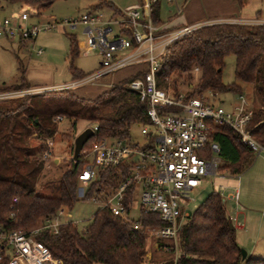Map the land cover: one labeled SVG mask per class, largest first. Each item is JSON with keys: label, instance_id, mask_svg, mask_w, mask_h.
<instances>
[{"label": "trees", "instance_id": "obj_1", "mask_svg": "<svg viewBox=\"0 0 264 264\" xmlns=\"http://www.w3.org/2000/svg\"><path fill=\"white\" fill-rule=\"evenodd\" d=\"M1 1L17 4L23 13L33 17L48 9L56 0ZM235 1L239 6L243 3V0ZM103 6L110 8L113 16H122V12L107 0H99L93 9L99 10ZM150 19L153 26L160 25L159 0L150 7ZM124 32L130 37L129 31ZM68 40L69 72L72 82H75L88 75L73 67V60L79 52L76 40L71 36ZM229 55L235 59V82L225 86L221 83V73L224 59ZM136 65L140 67L139 72L119 82L118 86L106 89L93 100L77 97L73 93L75 88L0 99V226L6 231H30L40 227L44 220H54L61 208L70 211L79 199L97 198L101 202L111 197L129 176L127 167L99 169L95 178L88 183L83 197H80L78 176L84 170L85 162L79 158L78 162H71L62 173L56 195H37L34 187L41 167H29L34 151L24 149L23 145L33 136L35 139L40 138L42 144L37 152H43L45 141L57 133L55 120L65 118L70 123L71 132L76 131L79 121L97 127L95 135L85 144V151L93 142L103 138L129 141L132 147H140L141 143L130 136V130L136 125L149 126L146 115L148 107L139 101L135 93L124 88L127 82L141 78L146 72L144 63ZM196 68L198 72L193 73ZM195 76L197 83L192 85ZM166 78L171 82L174 96L182 90L184 82H188L187 90L190 85L192 88L185 93L186 98L197 97L208 91L238 95L243 93L241 85H250L259 108L254 110L252 104L253 116L249 129L251 135L264 145V24L219 23L200 27L179 38L159 57L156 70L159 88L167 86ZM30 88L22 77L19 84L4 90L15 92ZM34 98L52 102L56 107L54 112L43 114L33 111L34 104L31 102ZM24 110L31 111L25 118V124L24 117L20 118ZM211 140L219 146L218 172L241 174L249 164L252 152L242 146L233 132L224 126L214 127ZM140 148L150 149V146ZM22 155L23 166L19 164ZM132 195L133 189L130 188L125 193V206L131 204ZM62 221L56 233L45 229L34 237L61 264H264V258L242 259L241 248L236 242V228L225 211V200L215 191L204 199L192 215L181 221L175 248L159 243L156 252L172 254L170 260L165 262L156 260L155 253H150V259H147L145 228L165 226L156 213L139 212L137 220L124 221L101 206L82 231L69 220L62 218ZM135 223L141 229L135 230ZM0 264H7V258H2Z\"/></svg>", "mask_w": 264, "mask_h": 264}, {"label": "built area", "instance_id": "obj_2", "mask_svg": "<svg viewBox=\"0 0 264 264\" xmlns=\"http://www.w3.org/2000/svg\"><path fill=\"white\" fill-rule=\"evenodd\" d=\"M156 1L142 0L139 4L129 6L121 11L122 16L118 19L104 20L103 15L95 11L82 15L78 20L57 22L51 19L40 26H26L30 16L22 12L19 16L0 20V38L25 42L35 40L42 31L60 26L70 29H75L78 25L84 27L87 36L85 52L99 51V69L81 80L60 87L61 89H73L96 82L102 76L127 66L141 63L146 65L143 76L127 82L124 88L135 93L139 101L146 103L148 107L146 115L150 121L149 126L137 127L142 137L140 147L149 145L150 149L132 147L131 142L116 139L103 138L93 142L80 155L85 167L78 176L83 185L79 196L83 197L84 187L95 178L97 170L127 167L129 176L111 197L100 202L101 206L108 208L112 215L129 221L131 204L125 206V193L130 188L133 189V194L139 189V212L156 213L165 223L162 228L146 227L145 231L152 232L158 243L163 242L166 246L175 248L181 221L189 217L187 212L180 209L179 202L187 199L202 184L204 178L219 175V146L211 140L214 127L229 128L241 145L256 156L264 155V145L251 135L249 124L253 107L243 95H237L236 102L227 110L223 108L224 102H217L216 92L208 91L197 97L186 98L187 92L181 90L174 96L168 78L165 79V88L157 86L156 70L163 51L174 41L198 28L219 23L206 22L174 31L161 30L153 26L150 19V7ZM114 26L118 27V34L121 36L114 34ZM124 31H129L130 37ZM41 52L39 49L38 54ZM197 72V68L193 70V73ZM114 87V84L109 86ZM61 120L62 118L57 119L58 122ZM91 129L95 135L97 127L93 126ZM52 147V139H47L41 156L43 161L48 159ZM91 200L99 202L97 198ZM227 200L233 202L236 210H240L237 188L233 189ZM62 211H65V218L62 217ZM70 217L67 209L61 208L54 220L46 219L40 227L30 231L8 232L0 226V260L6 257L7 264H61L34 237L45 229L56 233L63 222L62 218L67 220ZM133 228L141 229L137 223Z\"/></svg>", "mask_w": 264, "mask_h": 264}, {"label": "rangeland", "instance_id": "obj_3", "mask_svg": "<svg viewBox=\"0 0 264 264\" xmlns=\"http://www.w3.org/2000/svg\"><path fill=\"white\" fill-rule=\"evenodd\" d=\"M116 7L124 9L127 5L131 4L133 0H110ZM135 1V0H134ZM99 3V0H56L48 9L40 12L38 16L30 17L25 23L26 26H40L45 25L51 19L61 22L64 20H78L82 15L93 11L94 7ZM246 9L249 12H256L259 9H263L264 13V0H243ZM168 5V6H167ZM13 7V8H12ZM15 7V8H14ZM160 17L165 20L166 17L172 15L176 11L175 2L166 4V0H160ZM17 13L15 16H19L22 12L17 4H7L0 0V20L5 18H13L12 13ZM103 15V19L108 20L111 12L107 7H101L99 11ZM114 34H118V27H113ZM73 37L77 42L78 55L73 60V67L81 70L84 74L90 75L99 69L100 55L98 50H92L86 53L85 41L87 36L84 33V27L78 25L75 29H70L67 26H60L48 31H42L37 36L36 40L25 41L22 44H18L16 40L9 41L4 38H0V97L1 99L16 98L30 95H37L39 93H45L48 91L60 90V87L69 85L72 82V77L69 72L70 64V48L68 37ZM41 49V54H38V50ZM234 63L235 59L232 55L227 56L224 59V67L221 73V83L225 86L231 85L234 80ZM136 70L135 66L130 68H122L117 73H110L102 76L96 82L86 83L80 87L73 89V93L82 99L93 100L102 94L107 86L114 84L118 86L119 82L123 81L126 76H130L132 72ZM23 82L29 85L31 88L28 90H21L15 92H5L6 88L19 84L21 78ZM125 77V78H124ZM197 83V77L195 76L192 85ZM188 82H184L182 91L188 92ZM54 87V88H53ZM243 95L247 98L251 104H253L254 110L259 108V103L256 98H253L252 88L248 84L240 86ZM236 93L221 92L217 93V102H224L223 108L229 109L230 105L236 102ZM254 99V101H253ZM18 101V100H17ZM254 103H253V102ZM35 108L32 110L39 113L54 112L55 106L52 102H48L44 98H34L31 102ZM217 103V104H218ZM21 112V111H19ZM31 111L24 110L20 115L23 118V124H25V118ZM57 121V120H55ZM57 133L50 139L53 141V147L50 150V155L46 161H43L41 156L42 152H37L38 147L42 144V140L35 139L34 136L28 140L27 144H24L23 148L33 150V156L29 162V167L32 165L41 167V171L35 182V192L37 195L52 196L58 192L60 177L63 172L69 168V164L72 161L73 156V142L74 139L81 133L82 129L92 128L93 124H88L82 121L77 123V129L74 132L70 131V123L65 118L61 121H57ZM130 136L135 141H142V137L139 132V128L132 126L130 130ZM46 142V141H45ZM23 156L19 158V164L23 166ZM57 160V163L54 161ZM37 162V164H35ZM43 163V164H42ZM252 164L246 165L244 171L239 175H231L228 171L220 172L218 176L206 177L203 179L202 184L196 188L190 196L179 202L180 209L192 215L195 209L204 201V199L213 191L219 193L225 200V211L228 217L233 219L235 217L234 204L227 200V197L233 193V189H239V205L244 207L247 205L243 198V184L242 179L245 176V172ZM41 165V166H40ZM34 166L32 168H34ZM4 175V173H2ZM220 175L224 177H220ZM240 178V180H239ZM239 180V181H238ZM244 180V179H243ZM83 187L82 184H79ZM259 186V185H258ZM86 189V187H84ZM223 188V190H222ZM263 186L260 188L261 196L259 198L258 192L255 193L261 203L264 202L262 196ZM140 193L139 189L133 194L132 202L129 207L128 217L130 220H137L139 215L140 205ZM253 197V194H251ZM101 208V203L93 202L92 200H78L70 211V222L76 225L79 231H82L85 226L90 222L94 213ZM247 208V207H245ZM250 210L253 212V216L257 219L264 215L262 207L255 203L250 206ZM62 217H64L65 211H62ZM241 220V219H240ZM257 222V221H255ZM235 224V222H233ZM250 233L243 231L236 232V238H243L242 241L248 248L256 246V253L253 255L255 258H264V234L261 236L257 234L256 230L249 227ZM146 248L148 251L147 258L150 259V253H155L156 260L165 262L170 260L172 254L170 252H156L158 251V241L154 239L152 232H146ZM241 250L246 251L244 248Z\"/></svg>", "mask_w": 264, "mask_h": 264}, {"label": "crops", "instance_id": "obj_4", "mask_svg": "<svg viewBox=\"0 0 264 264\" xmlns=\"http://www.w3.org/2000/svg\"><path fill=\"white\" fill-rule=\"evenodd\" d=\"M107 1L111 2L110 0H107ZM141 2L142 0H135V1L133 0L132 3L127 5L125 8L132 6V5L139 4ZM159 3H160V0H159ZM171 3L172 2L166 0V4H171ZM175 5H176V11H174L172 15L166 17L165 20H162V18L160 17L161 23L157 27L160 28L161 30L174 31L184 26L206 23V22L264 24L263 9H259L256 12H249L246 9L245 4L242 3V5L239 6L235 0H177L175 2ZM114 7L116 6L114 5ZM19 9L21 10L20 7ZM108 9L111 12L109 19H118L120 17V16H113L112 10L110 8ZM116 9L120 11L123 10L118 7H116ZM93 11H99V10H93ZM160 12H161V9H160ZM16 14L17 13L14 12L12 13V16H15ZM9 41H13V40H9ZM16 42L22 45L24 43V42H19V41H16ZM131 66H134V65H131ZM131 66H127L125 67V69L126 68L128 69ZM135 67H136V70L132 72L130 76H126L127 78L133 76L134 74L140 71V67L138 65H135ZM77 70L83 73L81 70L79 69ZM117 72L118 71L114 73H117ZM107 87L109 88V86ZM189 87H192V86L190 85ZM83 130L84 129H82V131ZM251 157L252 158L250 161L252 162V164L250 165L248 170L245 172L244 174L245 176L243 177L244 180L242 179V184H243V189H244L243 198H244V202L247 205H245L243 208L241 207L240 210H236L234 207L235 217L233 219L231 218L230 219L232 220V222H235V224L234 223L233 224L236 228V232L243 231L244 234L246 232L250 233L249 227H252L253 229L256 230L257 234L261 236L262 234H264V215H261V217L256 219L253 216L252 210H250V206L252 207V205L257 203L258 205L262 207V210L264 211V202L261 203V201H259L255 195V193L258 192V195L260 198L261 191L259 190L263 186L262 196L264 197V155L256 156L252 154ZM54 162L57 163V160H55ZM251 194H253V197H251ZM239 195H240V192H239ZM242 241H244L243 238H240V239L236 238V242L238 246L246 250L245 252L247 253V257H253V255L256 253V246L254 245V246H251V248H248L247 244L245 245Z\"/></svg>", "mask_w": 264, "mask_h": 264}, {"label": "water", "instance_id": "obj_5", "mask_svg": "<svg viewBox=\"0 0 264 264\" xmlns=\"http://www.w3.org/2000/svg\"><path fill=\"white\" fill-rule=\"evenodd\" d=\"M94 133L91 128H86L74 139L73 142V156L72 161L78 162L81 152L85 144L93 137ZM242 259L244 260L247 257V253L244 250H241Z\"/></svg>", "mask_w": 264, "mask_h": 264}]
</instances>
